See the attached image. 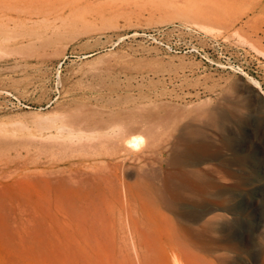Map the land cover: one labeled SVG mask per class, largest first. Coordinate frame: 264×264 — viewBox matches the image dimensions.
<instances>
[{
	"label": "rangeland",
	"instance_id": "1",
	"mask_svg": "<svg viewBox=\"0 0 264 264\" xmlns=\"http://www.w3.org/2000/svg\"><path fill=\"white\" fill-rule=\"evenodd\" d=\"M61 118L110 143L59 162ZM254 186L264 0H0V264H264Z\"/></svg>",
	"mask_w": 264,
	"mask_h": 264
},
{
	"label": "bare ground",
	"instance_id": "2",
	"mask_svg": "<svg viewBox=\"0 0 264 264\" xmlns=\"http://www.w3.org/2000/svg\"><path fill=\"white\" fill-rule=\"evenodd\" d=\"M62 119L64 118H61L58 121L59 125L55 126L58 134L50 139L53 145L58 149L56 156L59 162L74 161V153L79 150L98 153L101 146L110 143L109 135L106 133L103 134L104 132L102 133L101 130L96 128H87L85 125L86 122L83 123L71 119ZM107 129L109 130V128ZM119 141L123 143L125 150L133 151L140 149L147 141L146 130L140 133H138L137 130L121 131L118 142ZM116 146L117 145L113 146L114 148L111 150V153L107 152V156L115 154ZM100 160L104 159L102 158Z\"/></svg>",
	"mask_w": 264,
	"mask_h": 264
},
{
	"label": "crops",
	"instance_id": "3",
	"mask_svg": "<svg viewBox=\"0 0 264 264\" xmlns=\"http://www.w3.org/2000/svg\"><path fill=\"white\" fill-rule=\"evenodd\" d=\"M252 6H254V5H252ZM255 11V9H253V11H252V13H254V15L252 16V18H250V19H246L245 20V22H244V27H249V29L251 28V26H254L255 24H256V22H257V20H258V16H257V14L254 12ZM164 132H162V135H161V137H162V139H163V137H164ZM260 180V178L257 176V175H254V174H252V175H249V177H248V179H246V185H248L249 187V189L251 188V183H255V182H257V181H259ZM252 189H255L254 191H256V190H264V187L263 186H261V187H258V186H254V188H252Z\"/></svg>",
	"mask_w": 264,
	"mask_h": 264
}]
</instances>
